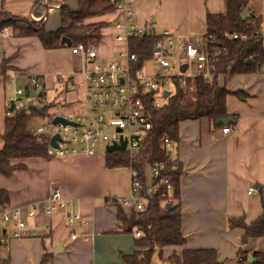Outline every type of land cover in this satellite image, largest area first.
<instances>
[{
    "label": "crops",
    "instance_id": "1",
    "mask_svg": "<svg viewBox=\"0 0 264 264\" xmlns=\"http://www.w3.org/2000/svg\"><path fill=\"white\" fill-rule=\"evenodd\" d=\"M36 1L0 0V14L35 21L32 13ZM246 2L247 9L257 18L264 15L262 0ZM67 6L73 13L80 10L77 0H67ZM133 11V25L141 28L154 24L158 35L169 31L178 56L189 44L203 49L208 17L228 12L227 0H136ZM124 20L122 12H115L92 21L105 24L99 44L110 52L105 58L99 56L101 61H111L117 52L126 50L125 45L115 42L113 29L116 22ZM58 28H62L59 7L50 10L45 22L49 34ZM0 57L9 68L6 76L0 69V151L4 148L7 104L16 98L18 90L29 86L31 79L40 78L46 99L49 94H56V99L64 103L48 102L53 106L51 110H80L87 101L88 81L81 74L80 58L73 56L71 49L49 52L38 38H9L0 44ZM218 84L232 93H243L246 99L227 98L229 116L238 117L227 135L223 129L213 130L207 119L180 125L177 155L184 172L180 179L181 226L187 243L167 248L165 258L184 250L214 249L220 262L237 264L256 254L264 255V239L254 238L243 247L244 231L230 230L228 224L229 219H243L252 225L264 214V70L221 76ZM106 154L15 161L14 166L23 165L26 169L9 179L0 175V190L9 194V208L34 205L38 209L37 218L27 220L30 229L38 230V236L12 240L9 252L1 259L8 264H42L45 256H51L48 264H126L124 257L135 253L136 237L118 226L119 211L129 215L122 200L131 191L130 172L127 168L108 169ZM253 188L257 194L251 196L248 191ZM55 189L61 191L64 199L74 200V208L50 218L44 209ZM86 199L96 201L93 216L85 211ZM78 213L82 221L70 224L71 215ZM72 235L78 238L72 240ZM92 236L87 242L83 240ZM6 239H10V234Z\"/></svg>",
    "mask_w": 264,
    "mask_h": 264
},
{
    "label": "trees",
    "instance_id": "2",
    "mask_svg": "<svg viewBox=\"0 0 264 264\" xmlns=\"http://www.w3.org/2000/svg\"><path fill=\"white\" fill-rule=\"evenodd\" d=\"M79 12L73 13L67 6V0H38L33 8L35 21H26L0 14V33L9 28L22 38H38L46 51L73 49L85 45L94 47L102 39L105 24L93 23L115 13V0H77ZM60 8L62 28L57 32L48 33L45 22L51 9ZM226 15H210L207 19L208 42L207 51L213 58L218 75L213 85L202 78L190 80L186 90L174 81V91L169 98L162 96L161 106L152 105L155 93L147 94L143 98V105L147 120L151 123V130L145 133L142 141V154L135 161H131L127 153L108 154L106 167L129 168L133 166L143 181L147 179V172L152 167L162 164L161 178L169 181L162 183L160 192L152 195L146 201L143 213L133 212L130 216L119 211V228L126 232L139 233L135 238L136 250L133 256L124 257L126 264H228L222 263L214 249L184 250L164 257L169 247L185 246L187 241L182 232L183 212L181 210V178L183 167L177 155V148L181 138L180 125L184 122L201 121L207 119L213 130L234 128L238 117H231L227 110V98L237 96L246 99L241 92H230L220 87L218 80L221 76L249 75L261 73L264 70V39L261 34L263 16L257 18L247 9L246 0H227ZM234 36L244 37V40L234 39ZM64 39L71 41V46L63 44ZM158 34L148 33L137 42L139 50L136 53L142 63L151 61L152 53ZM140 68V67H139ZM139 68H135L139 69ZM9 68L3 61L2 73L6 76ZM44 88L43 96L45 97ZM53 106L47 108L51 110ZM47 110V111H48ZM47 111L14 110L6 120V131L2 140L4 148L0 151V175L9 179L15 172H22L25 166H14L15 161L26 159H47L48 139L42 135H35L34 123L47 117ZM234 119L230 126H217L221 119ZM166 142L171 145L167 149ZM165 195L166 198L163 199ZM10 198L6 191L0 190V210L9 208ZM170 206V210L166 207ZM229 229L244 231L243 247L254 238L264 239V214L247 225L243 219H229ZM258 263L264 264V255L256 254ZM42 264H48L51 256H45ZM237 264H247L241 259ZM244 261V263H243ZM0 264H8L7 260H0Z\"/></svg>",
    "mask_w": 264,
    "mask_h": 264
},
{
    "label": "built area",
    "instance_id": "3",
    "mask_svg": "<svg viewBox=\"0 0 264 264\" xmlns=\"http://www.w3.org/2000/svg\"><path fill=\"white\" fill-rule=\"evenodd\" d=\"M263 10H264V0ZM136 0H121L117 3L115 12H122L125 20L116 22L113 29L116 32L115 42L126 46L125 51L117 52L111 61H101L99 54L94 47L85 45L76 46L71 49L75 57L82 62L81 74L88 81L89 96L80 110H63L53 108L48 110L49 103L43 95L38 96L37 91L43 89L40 78L31 79L26 89L18 90L16 98L7 104V117L14 110H30L31 103L36 108L47 111V117L40 122L44 125L35 129V135H42L48 139L46 154L49 159L70 158L77 156L94 157L100 147L108 148L121 147L126 144L125 152L131 161H135L142 154V141L145 133L151 130V123L147 120L143 105V98L147 94L155 93L152 105L156 108L161 106V99L165 93L174 91V81L179 87L186 90L190 80L202 78L210 85H213L218 75V70L213 58L207 51L208 42L203 49L189 44L182 55L177 59V64H172L175 55L176 43L173 35L165 30L159 34L152 53L151 61L142 63L138 59V40L148 33L156 34L158 27L149 24L146 27H137L132 24L134 19L133 7ZM261 34L264 39V15L262 20ZM20 34L13 33L5 28L0 33V44L9 38H18ZM234 39L244 40V37L234 36ZM152 64L159 70L157 76L151 77L145 74L146 64ZM3 66L0 57V69ZM140 67V68H139ZM135 68H139L134 70ZM184 69V71H183ZM173 73V74H172ZM15 78L12 77L11 80ZM35 93L32 98L29 92ZM61 120V123H54ZM231 129L224 128L223 133L229 134ZM57 137L55 145L52 141ZM168 150L171 145L166 142ZM105 151V152H106ZM107 153V152H106ZM108 155V153L106 154ZM164 165L158 164L150 169L151 181H145L140 177L139 172L129 167L131 178V191L127 198L122 200V206L129 215L133 212L143 213L146 201L149 197L160 192L162 183L168 185L169 181L161 178V170ZM248 193L253 196L257 194L255 188ZM163 199L166 198L162 195ZM74 208V200L63 198L59 189H55L50 200L44 209L45 215L54 217L57 214H66ZM85 211L93 216L96 209L94 199L84 201ZM38 209L32 205L22 209L6 208L0 210V260L3 254H7L12 240H24L29 237H37L38 230L30 229L27 225L28 219L37 218ZM83 217L80 213L71 215L69 223L80 222ZM42 231H49L42 228ZM102 233H106L105 230ZM10 239L7 240V235ZM139 238L140 234L136 233ZM78 237L72 235V240ZM92 237L83 238L85 242ZM248 264V263H247Z\"/></svg>",
    "mask_w": 264,
    "mask_h": 264
},
{
    "label": "water",
    "instance_id": "4",
    "mask_svg": "<svg viewBox=\"0 0 264 264\" xmlns=\"http://www.w3.org/2000/svg\"><path fill=\"white\" fill-rule=\"evenodd\" d=\"M120 1L121 0H115V4H117ZM63 44L64 45H67L68 47H70L71 46V41L69 39H64L63 40ZM183 71H184V69H183ZM29 94H31V97L32 98L35 97V93H33L32 91L29 92ZM37 95L38 96L43 95V89L38 90L37 91ZM164 96L167 99V98H169L171 96V94L169 92H167V93H165ZM11 109H12V111H14V108L13 107ZM28 109L33 110V111H36V112H42L43 111L42 108H39V107L36 108L31 103L29 104ZM61 122H62L61 120H56L54 123L57 124V123H61ZM233 123H234V119H232V118L231 119H221L220 121L217 122V126L223 125L224 127H227V126L232 125ZM57 140H58V138L55 137L54 140L52 141V144L51 145L54 146ZM125 147H126V144H124L121 147L108 148L106 152L108 154H111V155L112 154H115V153L125 152ZM166 209L167 210H170L171 208H170V206H167ZM258 262H259V260H257L256 257H254V256L250 257L247 260V263L248 264H255V263H258Z\"/></svg>",
    "mask_w": 264,
    "mask_h": 264
},
{
    "label": "rangeland",
    "instance_id": "5",
    "mask_svg": "<svg viewBox=\"0 0 264 264\" xmlns=\"http://www.w3.org/2000/svg\"><path fill=\"white\" fill-rule=\"evenodd\" d=\"M60 28V27H59ZM59 28L57 29V30H59ZM57 32V31H56ZM105 37L107 36L108 37V35L107 34H105L104 35ZM116 37V36H115ZM100 43V42H99ZM99 43H97L95 46H94V48L97 50V52H98V54H99V56L100 57H102V58H105L106 56H105V54H107V53H109L110 52V49L108 48V47H106V46H104V47H102V46H100V44ZM99 57V58H100ZM179 56L178 55H173V61H172V64H174V65H176L177 64V61H178V58ZM101 58V59H102ZM158 73H159V70H157L156 68H154L153 66H152V64H150V63H148V64H146V67H145V74L146 75H148V76H151V77H154V76H157L158 75ZM173 74V73H172ZM47 100H48V102L49 103H53V101H57L56 103H54V104H60V105H63L64 106V103H62L61 101H60V99H56V94H49L48 96H47ZM44 124L42 123V122H40V121H38V122H36V123H34V128H38V127H41V126H43ZM105 151H106V148L105 147H100V148H98V150H97V152H101V153H105ZM151 178H152V176H151V171L150 170H148V172H147V179L150 181V182H152L151 181Z\"/></svg>",
    "mask_w": 264,
    "mask_h": 264
}]
</instances>
